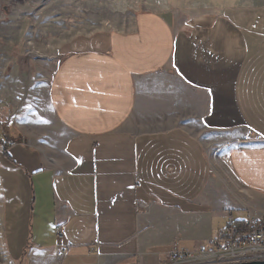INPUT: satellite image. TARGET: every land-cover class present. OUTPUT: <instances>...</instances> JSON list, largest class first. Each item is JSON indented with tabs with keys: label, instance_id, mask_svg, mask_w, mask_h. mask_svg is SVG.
Wrapping results in <instances>:
<instances>
[{
	"label": "crops",
	"instance_id": "crops-1",
	"mask_svg": "<svg viewBox=\"0 0 264 264\" xmlns=\"http://www.w3.org/2000/svg\"><path fill=\"white\" fill-rule=\"evenodd\" d=\"M59 54L62 143L0 139L12 264H169L175 244L197 252L231 219L264 215V5L141 11Z\"/></svg>",
	"mask_w": 264,
	"mask_h": 264
},
{
	"label": "rangeland",
	"instance_id": "rangeland-1",
	"mask_svg": "<svg viewBox=\"0 0 264 264\" xmlns=\"http://www.w3.org/2000/svg\"><path fill=\"white\" fill-rule=\"evenodd\" d=\"M236 5L264 0H0V139L62 143L49 86L59 46L75 35L127 30L141 11L182 21ZM2 236L0 191V264H12Z\"/></svg>",
	"mask_w": 264,
	"mask_h": 264
},
{
	"label": "built area",
	"instance_id": "built-area-1",
	"mask_svg": "<svg viewBox=\"0 0 264 264\" xmlns=\"http://www.w3.org/2000/svg\"><path fill=\"white\" fill-rule=\"evenodd\" d=\"M15 141H9L13 145ZM55 233L60 242L57 257L63 259L66 249L63 224L57 223ZM206 262H241L264 259V215H250L240 222L232 219L226 229L220 230L216 237L201 244L197 252H189L174 245L169 255V264H197L204 259ZM59 264H66L61 261Z\"/></svg>",
	"mask_w": 264,
	"mask_h": 264
},
{
	"label": "water",
	"instance_id": "water-1",
	"mask_svg": "<svg viewBox=\"0 0 264 264\" xmlns=\"http://www.w3.org/2000/svg\"><path fill=\"white\" fill-rule=\"evenodd\" d=\"M197 264H264V259H254L241 262H203Z\"/></svg>",
	"mask_w": 264,
	"mask_h": 264
}]
</instances>
